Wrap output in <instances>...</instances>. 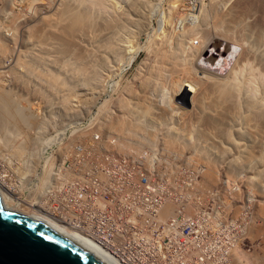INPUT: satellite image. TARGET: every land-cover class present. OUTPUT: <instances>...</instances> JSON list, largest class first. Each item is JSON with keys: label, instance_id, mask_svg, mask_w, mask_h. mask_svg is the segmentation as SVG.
Here are the masks:
<instances>
[{"label": "bare ground", "instance_id": "1", "mask_svg": "<svg viewBox=\"0 0 264 264\" xmlns=\"http://www.w3.org/2000/svg\"><path fill=\"white\" fill-rule=\"evenodd\" d=\"M151 1L154 0H0L1 145L2 141L7 146L10 139L18 143L27 135L36 137L44 133V128L47 127L44 124L45 108H53L59 112L64 122L78 119L82 110L79 111V106L75 107L77 110L73 106L71 108L68 98L72 94L82 95V99L78 98L80 102L99 100L105 91L102 90L105 86L98 84L103 81H98L104 75L102 69L107 70L110 77L114 76L116 71L119 72V62L124 64L129 54L134 55V63L144 54L138 70L124 85H119L118 90L115 87L117 92L111 99L115 112L105 113L107 115H103L105 117L99 127L97 126V132L102 131L107 136L104 144L111 142L114 136L112 134H115L119 144L115 145L114 151L120 158L138 161L140 149L162 148L165 153H173L178 162L191 158L188 165L198 167L202 164L203 179L213 185L219 180L222 184L229 185L237 182L240 190L236 193L239 196L236 195L235 201H242L246 197L247 202L254 207L252 230L259 239L258 247L264 250V0H169L167 8L164 7L162 26L153 28V33L150 37L148 34L149 38L142 47H136L135 38H142L151 31L150 23L146 20L150 10L145 11L152 6L149 5ZM9 30L16 32V36L7 35ZM215 39L239 49L233 55L230 70L224 77L199 65L210 51L212 53V49H217L211 46ZM77 48L84 55L79 57L80 62L84 58L83 63L89 65L83 67L80 64L84 68H79L82 74L76 73L80 66L77 58L80 52L74 53ZM72 53L75 54L78 64L69 60ZM65 54L70 58L65 57ZM229 56L232 55L229 53ZM70 62L79 65L75 67L77 71L74 69L76 75L74 70H70L75 66ZM63 63L69 67L68 69L63 66L64 70L68 69L69 72H66L70 73L69 76L67 73H64L66 76L63 74ZM51 68L58 72L63 70L59 74L68 78H72L74 74L76 77L70 79L73 83L64 81L68 78L64 79L62 76L64 80L60 81L64 82L61 84L58 81L60 75H54ZM86 68H89L88 71ZM98 71L103 74H98ZM57 81L62 86L59 87ZM63 83L69 84L65 85L68 89ZM57 86L62 87L61 89L64 87L65 90L60 92ZM45 87L50 92L55 91L62 93L61 95L65 93L67 100L65 97V100L58 101L61 95L54 93L56 96L53 101V92H47L50 97V100L46 97L49 100L47 102ZM25 94L29 96L28 99ZM112 140L116 142L115 137ZM80 146L88 154L85 158L94 155L92 149L82 144ZM185 152L188 153L187 157ZM143 154L146 158L143 159V172L154 178L156 174L160 175L158 170L150 167L151 155L147 152ZM195 158L202 163H190ZM177 168V165L171 167L169 172ZM193 182V188L185 191L179 189V194L187 198L188 202L177 195L162 203L158 209L161 212L158 219L172 218L179 225L183 224V220L187 221L186 225L194 224L191 219L198 216L200 205L192 198L203 192L200 191L196 179L190 182L191 185ZM19 183L15 190L13 184H8L5 175L1 176L0 173V198L5 209L28 216L63 234L108 264L91 243L82 241L74 233H64L54 217L47 215L44 201L36 200L28 193L26 196L21 194L20 191L25 186L22 182ZM226 206L224 205V210H227ZM139 210V207L135 209ZM133 219L134 217H129L127 220L131 222ZM146 219L142 218L141 223L144 224ZM246 227L249 231V225ZM165 230L164 227V230L156 233H162L173 239L174 243L180 244L176 247L177 252L183 253L188 247L190 250L198 248L200 241L190 238L191 232L184 235L182 230H175L173 226L171 233ZM241 237L234 242L231 264L232 258L237 264H262L264 255L259 258L241 252ZM188 241L190 243L185 247ZM159 246L161 244L157 247Z\"/></svg>", "mask_w": 264, "mask_h": 264}, {"label": "built area", "instance_id": "2", "mask_svg": "<svg viewBox=\"0 0 264 264\" xmlns=\"http://www.w3.org/2000/svg\"><path fill=\"white\" fill-rule=\"evenodd\" d=\"M98 137L92 138L101 141ZM115 143L107 142L99 152L86 158L88 154L83 152L81 144H76L78 153L61 159L55 171H51L44 187V210L54 217L59 228L91 243L108 264H231V251L237 238L224 239L229 223L220 217V198L213 197V192H210V206L209 191L192 198L200 205L198 216L191 219L194 224L186 225L183 219L180 225L172 218L158 219L162 203L177 195L188 202L179 189L193 188L194 182L192 185L190 182L200 176L202 169L194 167L197 171H191L180 162V167L172 171L175 173L164 167L162 174L154 178L143 172L144 154L136 161L106 150L115 148ZM156 165L151 163V167ZM137 207L141 210L135 211ZM129 217H134L133 221L129 222ZM142 218H147L144 224ZM172 226L184 235L191 232L189 237L200 241L198 248L188 247L179 253L176 247L180 244L162 233L157 235L164 227L171 233Z\"/></svg>", "mask_w": 264, "mask_h": 264}, {"label": "rangeland", "instance_id": "3", "mask_svg": "<svg viewBox=\"0 0 264 264\" xmlns=\"http://www.w3.org/2000/svg\"><path fill=\"white\" fill-rule=\"evenodd\" d=\"M122 1H124V0H122ZM171 1H174V0H171ZM153 2H155V3H153ZM153 2L151 1L150 4H149V5L153 6V7L150 6V7H152V9L149 6H147V8L149 7V9L145 10L146 12H148L150 10L148 12L149 15H147L146 13H145V15H147V17H148V19H146V20H147V22L150 23L149 26L151 28V31H148L150 33H148V32L145 33L142 36V38H140V37L139 38L138 37L135 38V41H137V46L136 47H142V45L145 43V41L148 40V38L151 36V34L153 33L154 29H156L157 27L160 28L162 26V21L161 20H162V16H163V11L165 10V8H167L166 5H168L169 0H161V1L160 0L159 1L158 0H154ZM9 31L7 32V35L10 36V34H11L10 37H12L13 34H14V36H16L15 35L16 32L14 33L13 30H11L10 32ZM148 34H149V37H147ZM138 41H139V43H138ZM213 41L214 42H212L211 46L212 47L214 46L217 49H212V53L210 51L208 53V55L204 57L205 59H203L202 61L199 62L200 63L199 65L202 67V64H203L202 68H205V69L209 70L210 72H212V73H214L216 75L218 74V76L224 77L230 70L232 62L234 60V56L233 55H236L238 53L239 49L234 47V46H232V45H230L229 43L223 42L221 40L215 39ZM77 49L74 50L75 51L74 53H76V51L78 53L80 52L81 56L80 55L77 56L78 54H76V56L78 58V61L80 62V58L79 57L82 58V57H84V55H83L82 51H79L80 48L78 50ZM74 53L70 54L71 58L69 57V55H66V54H65V57L68 56V59L70 58L69 60L71 62L74 61L75 64H78L77 63L78 61H76L77 58H75V54ZM229 53L232 56H229ZM73 55H74V58H72ZM129 55L130 56H128L127 59H125L126 61L124 62V64L121 61V63L119 62L120 66L117 65V70H119V72L116 71V74L118 72V75H116V74L114 76L111 75V77H112L111 78L109 76L110 75L109 72L107 70H104V69L101 68L103 70V73H104V75L102 77L101 74H103V73L100 74L99 73L100 71H98V74H100L101 77H102L101 78V77H99V75H97L100 78V80L98 79V81L103 80L101 82H98V84L100 83L99 85H102V86L104 85L105 86V89H104V87L101 86L103 88L102 90H105L103 92L104 93L103 96L100 98L101 100L99 99V100L94 101V102H90V101L89 102H87V101H81L80 102L79 99H82V95H80L79 93H75L77 96L72 94V97L68 98L69 100L71 99V101L68 100V103L69 102L71 103L70 104L71 108L74 107L73 109L75 110L76 109L75 107L79 106V111L82 110V112L79 114L81 116H79L78 119L77 118L76 119H72L71 121L70 120H65V122H64V119H62V117L59 114V112L54 111L53 108L52 109L51 108H49V109L45 108L44 124H46L47 127L44 128L45 129L44 133L39 134V135H42V136L37 135L36 137H34L32 134L31 135H27V137H26L27 139L26 138H22V140L23 139L24 140L23 141L19 140L18 143H17L16 140L12 141L10 139V142H8L9 145L7 144V146H6V144H3L4 141H2V145H1V142H0V173H1V176L5 175V177L8 180V184H11V185L13 184L12 186L15 188V190H17V187L20 185L19 182H22L25 187L23 186L24 190L20 191L21 194H25V196L29 194L31 197L33 196V198L36 199V200L40 199L41 201H44L45 179L47 177H49L51 171H53L57 167V165L60 164L61 159L64 160L65 158H67V157L70 158L72 155H74L75 149H76L75 148L76 144L80 143V144L84 145L85 147L89 148L90 150L92 149V153H94V154L99 152L100 147L104 144L105 141H107V138H106L107 136L105 134H103L104 132H102V131L97 132L99 124L102 122L103 118L105 117V116L103 117V115H107L108 113H111L112 111L115 112V110H113L114 108H113V105H112V104H114V102H113V100L111 102V99L116 94L117 90L119 89L118 86L121 85V84L124 85L127 82V79H129L138 70V66L140 65V63L142 61V58L144 57V54H143L142 58H140L138 60V62L134 63L133 62L134 61V57H133L134 55L133 54H129ZM85 58H87V56ZM72 59H75V60H72ZM83 60H84V58H83ZM83 60H81L82 62H80L79 65L82 63L83 67L84 66L88 67L89 66L88 63H83ZM122 60H124V59H122ZM128 60H130V61H128ZM74 62H72V63H74ZM89 63H91V62L89 61ZM71 64H70V66H72V65L74 66L75 65V64H72V65ZM84 64H86V65H84ZM64 65L68 67V65H66V63H63L62 67ZM90 65L93 67L92 64H90ZM78 66L75 65L74 68L73 67H72V69L70 68L71 72L75 69V67H78ZM82 66L80 65L77 68L78 71H77V69H75L77 71L76 72L77 74H78V72L81 73V70H79V68H83ZM51 69H53V68H51ZM65 69H66V67H65ZM68 69H69V67H68ZM68 69L64 70V67H63L64 72H63L62 68L60 70H62L63 74L67 73V76H69L70 73L68 74V72H69ZM88 69L89 68H86L85 70L88 71ZM75 70L73 72L74 74H75ZM53 71H54V73H53ZM66 71H68V72H66ZM51 72L54 75H57V74H59L60 71L58 72L57 70L55 71V69H53V70H51ZM55 72H58V73H55ZM62 72H60V73H62ZM74 74H73V77H76V76H74ZM59 75H60V79L58 81L63 79L61 77L64 76V75L61 76V74H59ZM71 75H72V73H71ZM106 75H108V77H110V79L108 77H107L108 78L107 79ZM65 76H64V79L68 78V77H65ZM73 77L72 78L71 77L68 78V80L67 79L66 80L63 79V80L68 82V81H70V79H73ZM103 78L107 79V80L105 79L106 80L105 84H104L105 80ZM76 80L74 79V81H76ZM64 81H62V82H64ZM62 82H61V84H62ZM71 82L73 83V81H70L68 83L71 84ZM102 82H103V84H102ZM68 83H65V84L63 83L65 88H67L65 85H67V86L69 85ZM61 84H59V82L57 83V85H59V87L62 86ZM59 87L57 86L56 88H59ZM64 87H63V89H64ZM101 87H100V89H101ZM115 87H116L117 90L115 89ZM61 88H59L61 90L60 92H62V90H63ZM45 89H46V87H45ZM46 90L47 91H45V94H46L45 95V99H46L47 102H49L50 97L47 95V92H50V91L48 89H46ZM16 91L17 90H15V92ZM52 92H50V93H52L51 97L53 98L52 100L54 101V97L56 96L55 94H60V93H55V91H52ZM50 93H49V95H51ZM47 96H48L49 100L46 98ZM61 96H64V98L61 97ZM61 96H59V100L58 101H63V100H60V99H64L65 100V97H66V100H67V95L65 96V93H63V95H61ZM74 96H76L77 98L76 97L74 98ZM25 97L27 99L29 98L28 95H26ZM56 98L58 99V97H56ZM56 98H55V100H57ZM72 98H74V100H72ZM52 100L50 102H52ZM105 113H107V114H105ZM56 129L59 130V132ZM95 133H97V134L99 133L100 134V135L98 134V136H99L98 138L101 140V142L95 141L92 138L94 135H96ZM112 135H114L113 138L115 137V140H116V143L114 144V146H115L116 144H119V142H118L119 139H118V136L116 137L115 134H112ZM1 138H2V136H1ZM43 138H45V139H43ZM113 138H111L110 141H112ZM13 139H14V137H13ZM41 139H42V141H41ZM89 139H90V141H89ZM34 140H35V142H33ZM15 142H16V144H15ZM21 143H23V145ZM18 144L22 145V147L19 146ZM17 145L20 147V149H19V147ZM16 149L18 151H16ZM25 149H27V150H25ZM115 149H116V147L115 148L112 147L111 149H106V150L107 151H109V150L110 151L111 150L114 151ZM161 149L162 148H157V147L156 148H150L149 147V148H142L139 151V153H141V154H143V152H147V153H149V156L151 155V157H149V159L151 158L150 159V164L152 162H155V163H157V165L154 166V167H151V165H150V167H151L152 170H156V171L158 170L160 175L162 174L161 171L164 170V167L166 169H169V171H170L171 167H174L176 165H177V167H180V165L178 164L180 162H184L186 164V167H188L189 169H193V170L196 169L197 170V168L194 169V166L192 167L191 164L188 165L189 164L188 162L190 161L191 158L188 159V161L186 159H185V161H183L184 159H182L181 161L178 162V160L172 155L173 153H171V152L170 153H165ZM23 151H24V154H23ZM116 152H117L118 155L123 156V155L119 154L118 151H116ZM186 154H188V153L185 152V156L187 157ZM169 155H172V156H169ZM192 155L194 156V154H192ZM171 157H173V159H171ZM165 158H168V162L166 161ZM198 158L200 159V157H198ZM198 158H197V160H196V158H195V160L192 159L190 163H193L195 165H199L198 163H200V160ZM174 159H176V160H174ZM198 160H199V162H196ZM201 161H202V159H201ZM173 162H174V164L172 165ZM45 165L47 167H45ZM146 166H149V165H146ZM189 166H191V167H189ZM202 166L203 165L201 164L198 167H200L202 169ZM45 168H47V169L45 170ZM48 169H49V171H48L49 174L46 173ZM203 169L205 170V168H203ZM217 169L219 170V168H217ZM152 170H150V172H152ZM156 171H155V173H156ZM203 174L201 173L200 176H198V178H195L196 182H198V187H200V191L204 192L207 189L206 191L213 192V197L216 196V198H221L219 200L218 204H219L220 207L222 206L223 209L221 207V209L219 211L220 212L219 214H220V217L225 215L222 218L229 223V225L227 226L228 229L224 230V235H223L224 239H230V238H233V237H236L237 239H239V237H241V235H242L241 238H242L243 241L241 240V242H242L241 246H240L241 249H242L241 252L246 253L247 255L249 254L250 256H253V257L259 256V258H260L261 256H263L264 255V250H263L262 247H258V243H259L258 240L259 239L254 234V230H252L253 229L252 220L254 218L253 215H255L254 207L252 205H250L249 202H247V198L246 197L242 201H235V199H237V197L239 196V194L237 195L236 193L239 192L240 189H238V188L240 187V185L237 182H234L233 185H232V183L230 185L227 184V183L222 184L220 182V180L218 181L219 183L217 182V183H214V185H213V183L212 184H211V182L209 183L205 178L203 179ZM24 177H25V179H24ZM49 178H47V180H49ZM230 194L234 198L233 197L231 198ZM223 195H224V197H222ZM236 195H237V197H236ZM207 196H208L207 203L210 206V203L212 202V199L210 198L211 194H209ZM222 200H223V202H222ZM238 200H239V198H238ZM196 202H198V201H196ZM227 202H228V206H226ZM222 204H224L226 206L227 210H224V205H222ZM229 205H231V207ZM245 206H247V207H245ZM251 206L253 208H250ZM244 207H245V209H244ZM224 211H226V213ZM241 219H243V220H241ZM246 225H249V228H250L249 231H248ZM250 225H251V227H250ZM245 229H247V230L245 231ZM247 231H248L249 234H247ZM253 236H254V238H253ZM254 239H256V240H254ZM263 260H264V258L262 259V261ZM261 263L264 264V261L261 262ZM232 264H237V262H235V260H233V258H232Z\"/></svg>", "mask_w": 264, "mask_h": 264}, {"label": "water", "instance_id": "4", "mask_svg": "<svg viewBox=\"0 0 264 264\" xmlns=\"http://www.w3.org/2000/svg\"><path fill=\"white\" fill-rule=\"evenodd\" d=\"M0 264H105L46 225L5 209L0 198Z\"/></svg>", "mask_w": 264, "mask_h": 264}, {"label": "clouds", "instance_id": "5", "mask_svg": "<svg viewBox=\"0 0 264 264\" xmlns=\"http://www.w3.org/2000/svg\"><path fill=\"white\" fill-rule=\"evenodd\" d=\"M202 66H203V64H202Z\"/></svg>", "mask_w": 264, "mask_h": 264}]
</instances>
